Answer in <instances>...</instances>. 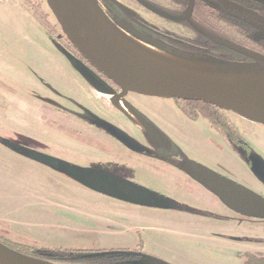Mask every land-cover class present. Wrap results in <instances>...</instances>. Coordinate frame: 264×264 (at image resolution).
<instances>
[{
  "label": "rangeland",
  "instance_id": "374dc122",
  "mask_svg": "<svg viewBox=\"0 0 264 264\" xmlns=\"http://www.w3.org/2000/svg\"><path fill=\"white\" fill-rule=\"evenodd\" d=\"M108 1L128 18L151 29L177 36L184 34V31L177 26L144 12L133 0ZM91 2L107 22L132 36L125 30V24L116 20L111 14L105 1L91 0ZM38 4L47 13L45 19L54 29L56 20L45 0H0V236L14 242L33 245L34 251L52 255L54 251L60 253V250L132 248L137 244V232H139L144 237L147 251L153 254L158 248L156 247L158 241L157 235L150 227L160 225L158 223L162 224L164 221L170 222L163 217H167L171 211L168 213L137 207L98 194L79 185L66 175L28 159L25 157L28 152L22 155L16 149L7 146V144L16 145L25 151L51 157L77 168L106 170L124 181L155 194L166 192L190 204L205 205L202 194L191 195V191L181 185L182 180L185 179L184 175L178 176L171 168H164V171L177 183L175 182L176 186L172 184L171 188L165 189L164 186L168 185L142 165L133 166L125 161L114 164V158L103 154L102 149H107L106 145H110V153L115 154L120 151L119 146L108 136L99 134L102 132L100 129H97L100 132L96 129H88L89 134L86 132L77 134L78 131H82L81 123L65 118L63 113L74 116L75 111L70 106L68 111L63 109V104L67 105L63 99L58 96L57 98L41 96V90L36 89L35 93L34 89L23 84L21 80L16 84L17 74L35 76V79H38L36 75L49 77L55 71L54 62H47L45 58L47 55L41 54L37 48L34 50L35 43L39 45L37 31L28 32V20L19 13V9L14 12L8 10L10 5L19 6L32 17V9ZM60 33L62 34L61 31ZM27 38L29 42L35 43L29 45ZM220 56L224 60L216 59L210 54L205 56L208 61L207 66L204 65L206 67L187 64L224 74H235V71H247L253 68V65L232 56ZM79 64L89 69L81 61ZM38 80L42 85L46 84L42 78ZM100 85L102 93L109 96L107 101H111L110 96L116 91L112 92L101 82ZM65 97L68 98L66 95ZM140 99L146 101L149 108L156 113L160 121L159 127L166 132L175 129L177 137L182 140H188L194 132L188 124L192 121L176 110L172 101L146 97ZM101 101H104V98L101 97ZM228 115L231 119L239 118L233 113ZM85 121L92 124L98 122L94 118H87ZM242 121L245 123L244 128L254 133V138L260 133L264 134L262 126L251 124L245 119ZM198 139L202 140V138ZM194 148L197 153H204V142L201 141ZM228 148L235 149L239 153L242 151L241 147L228 146ZM211 156L213 157L214 154ZM217 161L225 176L233 180L237 179L235 172L240 171L239 165L231 160L228 153ZM245 223H254L249 228L255 230L252 231L254 233H249L245 226L242 231L245 235L252 234L254 238L258 236L256 241L263 240L264 221L247 220ZM193 250L198 252L199 259V263L194 264H240L241 262L236 256H232L230 260H223L220 257L214 260L206 251L205 244H198Z\"/></svg>",
  "mask_w": 264,
  "mask_h": 264
},
{
  "label": "water",
  "instance_id": "95a60500",
  "mask_svg": "<svg viewBox=\"0 0 264 264\" xmlns=\"http://www.w3.org/2000/svg\"><path fill=\"white\" fill-rule=\"evenodd\" d=\"M136 1L157 16L173 19L143 0ZM218 1L225 6L252 14L229 1ZM45 3L62 34L80 57L119 89V93L112 95L111 103L117 104L128 94L177 102H197L217 110L236 113L264 127V73L247 70L235 71V74H224L220 71V75H208L175 69L145 58L121 42L91 0H45ZM193 3L194 0H190L184 13V19L189 25L204 37L230 47L228 43L215 38L191 21ZM235 50L252 60L264 63V58ZM27 152L25 157L28 159L50 167L86 189L112 199L150 208H166L171 205L164 197L110 173L73 167L51 157ZM184 171L214 193L229 209L249 218L264 219L262 198L196 163L187 162ZM129 254L140 258L133 264H169L154 256ZM0 264L52 263L23 255L0 243Z\"/></svg>",
  "mask_w": 264,
  "mask_h": 264
},
{
  "label": "crops",
  "instance_id": "0c3cea01",
  "mask_svg": "<svg viewBox=\"0 0 264 264\" xmlns=\"http://www.w3.org/2000/svg\"><path fill=\"white\" fill-rule=\"evenodd\" d=\"M3 8L6 9L5 7ZM8 8L11 12L19 9V13L28 20V32L32 31L36 33L37 31L39 37V45L35 42H29L30 40L27 38L28 44L32 45L35 43L34 50L37 48V51L41 54L47 55L45 57L47 62L52 61L56 66L52 76L47 77L44 75V77H40V74L36 75V78H42L45 81L46 84L43 83L44 85L39 82L40 80L35 79V76H21L20 74H17L16 84H18V80H21L23 84L34 89L35 93L36 89L38 91L41 90V96L49 98H57L58 96L67 104L66 106L63 104V109L68 111L70 106L75 111L74 116H71L73 118L83 122H86L87 118L109 122L116 129L140 141L141 136L138 131L146 133L148 127L133 114L130 110L133 108L153 123L157 129L161 130L186 158L197 162L215 173L224 175V171L220 170L217 160H221L222 156H227L228 153L231 160L238 164L240 168V171L235 172L237 179H229L240 185L253 188L255 190H253L254 193L264 197V185L256 179L247 163L248 157H251L252 160L255 159L259 164H264V134L260 133L254 138V133L248 132L244 128L245 123L242 121L243 118L239 117L232 119V121L244 134L245 139L251 147V153L247 157H245L246 153L243 150L239 153L235 149L228 148L229 145L222 141L206 122L188 123L194 132L188 140H182V138L177 137L175 129H170V131L167 130L166 132L159 127L160 121L158 120V116L143 99L132 97L117 104L107 101L109 96L102 93L100 81L94 77L89 69L81 66L69 53L47 37L44 29L35 20H32L33 18L27 12L22 11L19 6L10 5ZM65 95L68 97L67 99ZM101 97L104 98V101H101ZM66 114L68 115V113ZM248 122L252 124V122ZM198 138H202V140ZM185 141L187 142L185 143ZM201 141L204 142V153H197L196 148L193 149V147ZM212 154H214L213 157L211 156ZM165 194L167 193L165 192ZM167 195L179 200L181 204L187 203L188 205L184 211L168 214L167 217L170 218V222H162V224L158 223L160 225L150 227L152 232L157 235L156 240L158 244L164 246V249L157 248L154 253L165 260L173 264L199 263L198 252L193 250L198 244H205L206 251L214 260L219 259L218 257L223 260H230L232 256L237 257L238 253L243 252L264 253V238L263 240L256 241L258 236L254 238L252 234L245 235L242 232L243 228L247 226V231L254 233L252 231L255 230L249 228L254 223H245L246 220L242 218L232 217L229 211L222 209L211 200H208L204 206H199L182 201L169 194ZM163 214L167 215V213Z\"/></svg>",
  "mask_w": 264,
  "mask_h": 264
},
{
  "label": "flooded vegetation",
  "instance_id": "af4514ba",
  "mask_svg": "<svg viewBox=\"0 0 264 264\" xmlns=\"http://www.w3.org/2000/svg\"><path fill=\"white\" fill-rule=\"evenodd\" d=\"M133 1L144 12L149 13L150 15H152V16L156 17L157 19H160L164 22H167V23H170V24L177 26L179 29L184 31V34H186V31H193L195 33H198L184 19V13L189 6L190 0H143L147 4L155 7L156 9L162 11L163 13L171 16L173 18L172 20H168V19L162 18L160 16H157L154 13H152L151 11H149L148 9H146L145 7H143L141 4H139L136 0H133ZM226 1H229V2H231L237 6H240L241 8L251 12L252 14L245 13V12H242V11L237 10L235 8L225 6L224 4L219 2L218 0H194L193 8H192L191 16H190L191 21L193 23H195L197 26H199L200 28H202L203 30H205L206 32H208L209 34L213 35L215 38L221 39V40L225 41L226 43H228L229 45L233 44V43L239 44L240 41L241 42L244 41L247 43V39H245L244 35H242L241 33L239 34L238 32L230 31L231 27H229V24H228L229 21L235 22L237 25H239L240 29H244V27H245L249 31L250 35L253 36L254 39L255 38L256 39H263L264 38V0L263 1H261V0H226ZM199 35H201V34H199ZM228 35L231 36V39H229L227 37ZM201 36H203V35H201ZM204 38H206V37H204ZM233 38H235L236 40L233 41L232 40ZM206 39H208V38H206ZM208 40H211V39H208ZM213 41H215V40H213ZM219 45H221V44H219ZM221 46L226 48V46H223V45H221ZM230 47L226 48L230 52V54H237V55L244 57V55L238 53L234 48H230ZM89 71L94 75V77L98 81L103 83L106 88H109V89L112 88L109 85V83H111V82L106 80L104 77H102L95 70H94L95 72L91 69ZM115 91L116 92H114L113 94L119 93V89L117 87H116ZM113 94H111L110 98L112 97ZM132 97L133 98H137V97L143 98V97L136 96L133 94H128L121 101H124V100H126L128 98H132ZM146 98H148V97H146ZM121 101H119V102H121ZM167 101H169V100H167ZM172 102L176 106V109L178 111H180L179 108L177 107V105L175 104V102H177V101H172ZM130 110L133 112V114L135 116H136L135 113L139 114L141 116V118L138 116H136V117L141 119L146 124V126L148 127V130L146 131V133H142V132L138 131L140 136H141L140 141L136 140L135 138L126 134L125 132H122V131L116 129L109 122H106L103 120H97L98 122L96 124L95 123L92 124V123L83 122V121H80L76 118L68 116L66 113H63V114L67 120L70 119V120H74V121L81 123L82 131H78L77 134H82L83 132L88 133V129H96V130L100 129L102 132L97 130L98 132H100L99 134H103V135H106L109 138H111L113 140V142H115L116 145L119 146L120 151L118 153L111 154L110 153L111 152V150H110L111 146L106 145L107 149H102L103 150L102 153L105 155L108 154L109 156L114 158V160H115V161H113L114 164L119 162V161H121V162L125 161V162L132 164L133 166H137V164L142 165V167H144L146 170H148V172H151L153 175L160 177V180L163 183L168 185V186H166V185L164 186L165 189L171 188L172 184L175 185L177 183L176 181H175L176 183L174 181H172L170 176L168 174H166L164 171V168H171L174 172L177 173L178 176H179V174L184 175L185 179L182 180L181 185H184L185 188L188 189V191H191V193H190L191 195L201 193L202 198L205 199V203L208 202V200L213 201L222 209L229 211V213L232 215V217H239V218H242L246 221L247 220H252L254 222L264 221V219L249 218L248 216L239 214V213L229 209L227 206H225L217 198V196L214 193H212L211 191H209L208 189L203 187L199 182H197L195 179H193L188 174H186V172L184 171V167H185V164L187 162H193L196 164H198V163L186 158L181 153V151L178 149V147L161 130L157 129V127H155L153 125V123H151L147 118H145L143 115H141L138 111H136L133 108H131ZM223 112L230 119L232 124H234L232 119L230 118V115H228L229 113H233V112H225V111H223ZM233 114L239 116L236 113H233ZM183 116H184V114H183ZM239 117H241V116H239ZM241 118H243V117H241ZM198 120H202V119H198ZM198 120H196V121H198ZM245 120H247V119H245ZM189 121H191V120H189ZM196 121H192V122H196ZM204 122H206V121H204ZM234 126L237 128V130L243 136L246 143L249 145V143L245 139L244 134L240 131V129L235 124H234ZM221 140L224 141L223 139H221ZM224 142L226 144H228L229 146L241 147V146H237V145H232L226 141H224ZM82 143L86 144L83 141H82ZM88 146H91V145H88ZM241 148L246 153L245 157L250 155V153H251L250 145H249V149H245L243 147H241ZM247 163L249 165L251 172L256 177V179L264 185V164L263 163L259 164V162H257L255 159L252 160L251 157H248ZM198 165H200V164H198ZM107 167H109V165H107ZM202 167H204V166H202ZM204 168H206V167H204ZM100 171L107 172L106 170H100ZM209 171H211V170H209ZM211 172H213V171H211ZM107 173H110V172H107ZM213 173H215V172H213ZM110 174H112V173H110ZM215 174L230 180L228 177H226L224 175H221L219 173H215ZM234 183H236V182H234ZM236 184H238V183H236ZM238 185H240V184H238ZM240 186H242V185H240ZM243 188H245V187H243ZM245 189L252 192L253 194L257 195L258 197H260L264 200V197L254 193L253 191L249 190L248 188H245ZM158 195L164 197L168 202H170L171 205L166 207V208H150V207H143V208L157 209V210H161L162 212H168V213H169V211H171V213H175L173 210L184 211L187 208V205H188L187 203L181 204L179 200H176V199L168 196L167 194L163 193V194H158ZM114 200H116V199H114ZM117 201H119V200H117ZM123 203H125V202H123ZM133 206H135V205H133ZM137 207H141V206H137ZM200 216H202V215H200ZM166 218L168 219V221H170V218H168V217H166ZM164 222L168 223L167 221H164ZM137 239H138L137 244L134 247H132V248H117V249L127 250L126 252L134 253V254H146V255L154 256V257H157V258H159V259H161V260H163L169 264H173V263L165 260L163 257H161L155 253L152 254L151 252L147 251V249L145 247L144 237L139 232H137ZM156 247H158L159 249H164L163 245L159 246V244H158ZM167 247H169V246H167ZM245 253H262V254H264L263 252L238 253L237 258L241 260L240 264H242V262H243L241 255H243ZM139 259L140 258L138 256L133 255V258L131 260L132 264L134 261H137Z\"/></svg>",
  "mask_w": 264,
  "mask_h": 264
},
{
  "label": "trees",
  "instance_id": "16d2710c",
  "mask_svg": "<svg viewBox=\"0 0 264 264\" xmlns=\"http://www.w3.org/2000/svg\"><path fill=\"white\" fill-rule=\"evenodd\" d=\"M103 1H105L111 14L116 18V20L125 24V30L129 34L161 52L202 63H208L204 57L209 54L214 55L216 59L222 60H224V58H221L222 56L220 55H228L237 60L253 65V68L248 71L264 73V63L257 62L246 56L243 57L237 54H230V52L226 49L227 47L224 48L217 42L208 40L198 33L186 31V34L177 36L155 31L128 18L110 1ZM32 12V17L44 29L47 37L61 46L73 57L75 61H81L84 65L94 71V69L80 57L65 36L60 33L61 29L59 25L55 23L53 29L51 23L46 21L45 18L48 15L43 11V9H41L39 4L38 6L33 7ZM228 24L229 27H231L230 31L238 32L239 34L241 33L245 36V39H247V43L240 41L239 44H230L232 48L264 58V38L254 39L245 27L244 29H240L239 25L231 21H229ZM227 37L231 39L230 35ZM232 40L235 41L236 39L233 38ZM109 85L112 87L110 89L112 92L116 90L114 84L109 83ZM175 104L187 119L191 121L202 119L206 121L210 128L224 141L232 145L249 149V145L246 143L243 136L239 133L237 128L234 124H232L223 111L197 102L186 101L175 102ZM135 114L141 118L139 114ZM7 146H10L12 149H16L22 155L27 153V151L19 146L9 144H7ZM0 243L18 253L52 264H132L131 260L133 258L132 254H129V252H126L127 250L122 249L60 250V253H57L58 251H54L55 253L52 255H44L40 252L34 251L35 246L33 245L14 242L4 238L3 236H0ZM241 257L243 259L242 264H264V254L262 253H245L241 255Z\"/></svg>",
  "mask_w": 264,
  "mask_h": 264
},
{
  "label": "bare ground",
  "instance_id": "6f19581e",
  "mask_svg": "<svg viewBox=\"0 0 264 264\" xmlns=\"http://www.w3.org/2000/svg\"><path fill=\"white\" fill-rule=\"evenodd\" d=\"M107 25L111 29L113 34L121 42H123L130 49H132L133 51H135L136 53L140 54L141 56H143L145 58H148V59L155 61L157 63L163 64V65L175 68V69L183 70V71L208 74V75H220L221 74V73H216V72L212 71L211 69H201V68L190 66L187 63L194 64L197 66L206 67V66L199 64V63L187 61L184 59H180V58H176V57H172L170 55L164 54V53H162V52H160V51H158L152 47H149L148 45L138 41L137 39L131 37L127 33L120 30L119 28H117L111 24H107Z\"/></svg>",
  "mask_w": 264,
  "mask_h": 264
}]
</instances>
